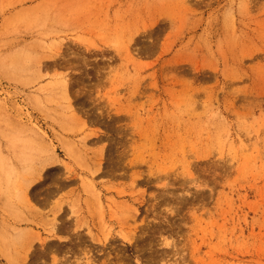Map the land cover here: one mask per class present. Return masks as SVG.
Listing matches in <instances>:
<instances>
[{
	"label": "rangeland",
	"instance_id": "1",
	"mask_svg": "<svg viewBox=\"0 0 264 264\" xmlns=\"http://www.w3.org/2000/svg\"><path fill=\"white\" fill-rule=\"evenodd\" d=\"M0 264H264V0H0Z\"/></svg>",
	"mask_w": 264,
	"mask_h": 264
},
{
	"label": "crops",
	"instance_id": "2",
	"mask_svg": "<svg viewBox=\"0 0 264 264\" xmlns=\"http://www.w3.org/2000/svg\"><path fill=\"white\" fill-rule=\"evenodd\" d=\"M63 232H61L60 234H62ZM57 235H59V234H57ZM63 235V234H62Z\"/></svg>",
	"mask_w": 264,
	"mask_h": 264
}]
</instances>
